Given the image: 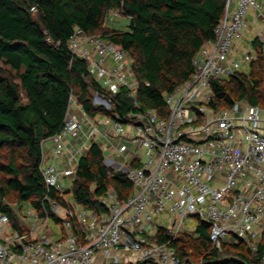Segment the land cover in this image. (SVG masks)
Returning a JSON list of instances; mask_svg holds the SVG:
<instances>
[{
  "label": "built area",
  "instance_id": "obj_1",
  "mask_svg": "<svg viewBox=\"0 0 264 264\" xmlns=\"http://www.w3.org/2000/svg\"><path fill=\"white\" fill-rule=\"evenodd\" d=\"M250 10L264 24L258 0H227L215 38L193 60L194 75L165 94L167 117L153 109L131 111L125 120L92 116L71 93L65 124L49 138L53 161L47 162L43 152L47 189L41 209L25 207L19 220L23 230L0 214V264H183L175 248L151 239L156 232L148 228L157 218L163 220L165 212L171 216L165 228L173 238L187 232L185 220L194 217L210 223L215 247L232 237L242 239L253 254L260 253L259 262L252 264H264V106L245 101L213 106V80L243 71L255 58L250 49L232 55L248 27ZM109 14L121 15L120 10ZM255 39L264 56V27ZM68 41L72 55L86 60L98 81L109 82L105 88L128 89L139 106L133 60L121 45L100 34L89 36L82 28ZM94 103L112 108L98 93ZM100 139H107L120 156L104 154L105 164L135 187L125 199L117 190H107L99 199L106 208L101 214L68 199L60 183L75 179L81 157ZM53 191L64 204L52 197Z\"/></svg>",
  "mask_w": 264,
  "mask_h": 264
},
{
  "label": "trees",
  "instance_id": "obj_2",
  "mask_svg": "<svg viewBox=\"0 0 264 264\" xmlns=\"http://www.w3.org/2000/svg\"><path fill=\"white\" fill-rule=\"evenodd\" d=\"M227 0H0V214L19 225L13 205L41 209L46 185L41 171L44 143L63 126L70 95L92 116H119L157 110L167 117L164 96L195 73L194 58L215 38ZM36 7V10L32 8ZM129 18L127 29L106 27L110 11ZM76 28L100 34L129 54L138 85L135 106L129 90H108L86 60L72 55L68 40ZM249 72L213 80V106L228 108L235 101L264 106V56L260 43ZM98 93L112 108L94 103ZM69 193L94 213H104L100 197L109 189L123 199L135 191L127 176L104 162L94 142L77 166ZM52 197L65 203L52 192ZM48 204V202L46 201ZM193 232L173 238L160 226L153 241L175 248L183 264H252L247 243L232 237L220 248L210 239V223L197 220ZM21 230V231H22ZM260 252L264 249V237Z\"/></svg>",
  "mask_w": 264,
  "mask_h": 264
},
{
  "label": "rangeland",
  "instance_id": "obj_3",
  "mask_svg": "<svg viewBox=\"0 0 264 264\" xmlns=\"http://www.w3.org/2000/svg\"><path fill=\"white\" fill-rule=\"evenodd\" d=\"M262 7H263V12H264V6H262ZM252 12L253 11L250 10V13H249L250 15H248L247 19L249 21H251L250 23L253 25L254 29L257 28L258 30H261L262 29V28H260L261 24H255L254 23L256 15H254ZM106 21H107L108 27L116 28V29H127L128 28V24H129V18L127 16L122 15V14L119 15V16H115L114 18H112V15L109 14L107 16V20ZM262 24H263V22H262ZM250 47H251L250 51L252 52V54L256 55L257 54V50H258L257 44H254V46L252 45ZM245 49H247V48H245ZM243 71L248 73L249 72V66H246V68H244ZM101 83L107 88H109V86H110L109 82L107 80L101 79ZM46 142H47L46 146L47 147L50 146L49 145L50 144V140H47ZM115 157L119 159L120 156H118V154H115ZM63 182H65L66 188L72 186V179H70V178H63ZM72 197H73L72 194L67 195L68 199H71ZM13 207L15 209V213H16L18 221L21 220L23 215H24L25 206L20 207V206H17V205H13ZM163 216H164L163 220L157 218V220L155 221V222H157L156 224L158 226L165 227L166 225H168L170 223V217L171 216H169L166 212H165V214ZM19 223H21V222H19ZM51 223H52V225L54 227H58V222L56 220H52ZM185 223H186V226H187L186 228H189V230H187V232H193L195 227H196V225H197V219L194 218V217H188V218H186ZM155 227H157V226H155ZM153 231H155V230H153Z\"/></svg>",
  "mask_w": 264,
  "mask_h": 264
},
{
  "label": "crops",
  "instance_id": "obj_4",
  "mask_svg": "<svg viewBox=\"0 0 264 264\" xmlns=\"http://www.w3.org/2000/svg\"><path fill=\"white\" fill-rule=\"evenodd\" d=\"M258 2L262 5V6H264V0H258ZM235 6V4L233 5V7ZM253 12V14L254 15H256V18H255V20H254V23L255 24H261L260 25V28H262L263 29V27H264V24H262V20L259 18V16H258V14H257V12L255 11L254 12V10H252ZM262 11H263V7H262ZM250 13V12H249ZM264 13V12H263ZM109 15V14H108ZM250 15V14H249ZM248 17V16H247ZM106 20H107V18H106ZM246 21L248 22V27H247V29L244 31V33H243V35H242V37L241 38H239V39H237L236 40V42H235V48H234V51H233V53H232V55L233 56H235L236 58L237 57H240V55L242 54V53H244L246 50H248V49H250L251 47L250 46H254V44H255V37H256V34H257V32L259 31L257 28H255L254 29V27H253V25L250 23L251 21H249L247 18H246ZM105 24H106V27L108 26L107 25V21L105 22ZM259 42V41H258ZM248 46V47H247ZM245 48H247V49H245ZM104 86V85H103ZM105 87V86H104ZM98 117H101V116H98ZM106 127V125L104 124V123H100V128H105ZM50 140V146H46L47 145V142L45 141V143H44V154L46 155V161L47 162H52L53 161V159H54V157H53V154H52V148H53V142L51 141V139H49ZM100 146H101V148H102V150H103V152H104V154H108V155H115V154H118L117 152H116V150L114 149V148H111L110 146H108V144H106L107 143V139H100L99 140V142H97ZM62 185H64L65 186V182H63V179L61 180V182H60ZM72 183H73V181H72ZM65 188H66V186H65ZM70 188L71 187H68V188H66L67 190L69 189V191H70ZM66 190V193H67V195H70L71 193H69L68 191ZM71 199H73V197L71 198ZM27 205H30V204H27ZM27 205H25V207L27 206ZM157 222H154L148 229L149 230H151L153 233H155V232H157V230L159 229V227L160 226H158L157 224H156ZM155 226H157V227H155ZM54 229H57V227H54ZM153 230H155V231H153ZM54 234L57 236L58 235V232H57V230H54Z\"/></svg>",
  "mask_w": 264,
  "mask_h": 264
},
{
  "label": "water",
  "instance_id": "obj_5",
  "mask_svg": "<svg viewBox=\"0 0 264 264\" xmlns=\"http://www.w3.org/2000/svg\"><path fill=\"white\" fill-rule=\"evenodd\" d=\"M67 191L69 192V189Z\"/></svg>",
  "mask_w": 264,
  "mask_h": 264
}]
</instances>
